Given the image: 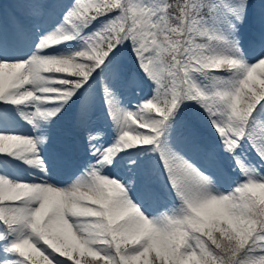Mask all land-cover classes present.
<instances>
[{"label": "snow or ice", "instance_id": "6c2138e0", "mask_svg": "<svg viewBox=\"0 0 264 264\" xmlns=\"http://www.w3.org/2000/svg\"><path fill=\"white\" fill-rule=\"evenodd\" d=\"M253 2L59 0L58 26L27 52L0 41V163L39 169L0 168V264H264V14L258 42L238 35ZM72 40L80 50L49 54ZM101 76L139 97L127 107L105 86L111 143L87 121ZM78 99L87 159L57 182L36 122ZM189 109L185 141L203 163L175 139ZM17 118L37 135L9 134Z\"/></svg>", "mask_w": 264, "mask_h": 264}, {"label": "rangeland", "instance_id": "374dc122", "mask_svg": "<svg viewBox=\"0 0 264 264\" xmlns=\"http://www.w3.org/2000/svg\"><path fill=\"white\" fill-rule=\"evenodd\" d=\"M29 0H0V41H6L13 49V44H16L11 38V31L17 30L19 32L20 42H24L23 52H27L30 47V37L35 34L40 28L48 31H52L54 26H58L56 22L61 18V4L59 0H41L42 3H47L46 9H40L36 12L23 8L22 4L28 3ZM66 2V0H65ZM259 2V3H258ZM264 2L260 0H254L250 5L247 21L244 23V28L240 26L239 37L241 39V45L246 47L250 45L254 40L258 42V30H259V19L264 14ZM2 27V28H1ZM21 36H25L23 41ZM82 47L81 41L72 40L65 42L62 45H57L54 50H49V54H71L72 52L80 50ZM248 48V46L246 47ZM19 51L20 49H15ZM254 49L249 48V51ZM57 77L64 74H55ZM98 83L93 86V89L89 93L90 107L87 113V121L89 127L94 131L102 133L103 140L111 143L112 139L115 138L111 132L113 131L112 122L107 115L106 105L103 102L104 88L105 86L110 87L117 93V98L120 102L131 107L137 103L139 97L135 94L132 86L121 87L116 82V78L109 76L107 78L101 76L98 77ZM148 92L144 90L146 95ZM82 99V98H81ZM81 100H77L75 103L68 107L65 111L55 118L51 122H44L37 120L36 128L39 132L43 133L47 138L48 142L42 146V155L52 162L54 169L56 170V181L66 182V177H70L75 174L80 165L87 159V153L85 151L84 135L81 130L77 127V116L79 111V105ZM190 109L186 110L184 115L187 117L190 113ZM18 119V118H17ZM185 120H183L184 122ZM19 131L9 134H23L34 136L37 135L36 131H33V126L27 124L24 120H19ZM177 124L175 139L176 142L182 139L184 135H188V129L185 128V123ZM138 127V125H137ZM111 129V132H108ZM203 131L211 132L205 129ZM142 131H148L142 129ZM177 135V136H176ZM177 137V138H176ZM179 137V138H178ZM178 139V140H177ZM204 143H210L211 140H204ZM179 142V141H178ZM177 142V143H178ZM191 158L200 161L198 154L191 151ZM203 163V161H200ZM6 166V169H5ZM5 166L0 165L1 168L5 169L8 173L13 176L24 175L34 178L39 169L35 166L29 168L24 165L23 168H13L7 163ZM123 174V173H122ZM139 190V185H134ZM153 187L159 190L157 185Z\"/></svg>", "mask_w": 264, "mask_h": 264}, {"label": "bare ground", "instance_id": "6f19581e", "mask_svg": "<svg viewBox=\"0 0 264 264\" xmlns=\"http://www.w3.org/2000/svg\"><path fill=\"white\" fill-rule=\"evenodd\" d=\"M21 37H22L23 41H25V39H24L25 36H21ZM11 38H13L14 42L16 43V44H13L14 48L15 49L19 48L20 49L19 51L23 52V47H25V45H24V42H20L18 40L20 38V36H19V32L17 30H15L14 32L11 31Z\"/></svg>", "mask_w": 264, "mask_h": 264}, {"label": "trees", "instance_id": "16d2710c", "mask_svg": "<svg viewBox=\"0 0 264 264\" xmlns=\"http://www.w3.org/2000/svg\"><path fill=\"white\" fill-rule=\"evenodd\" d=\"M264 4V3H263Z\"/></svg>", "mask_w": 264, "mask_h": 264}]
</instances>
